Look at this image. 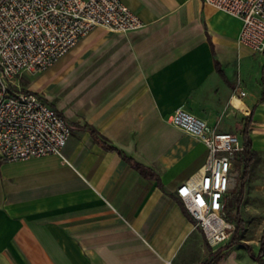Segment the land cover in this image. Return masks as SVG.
Segmentation results:
<instances>
[{"label":"crops","instance_id":"1","mask_svg":"<svg viewBox=\"0 0 264 264\" xmlns=\"http://www.w3.org/2000/svg\"><path fill=\"white\" fill-rule=\"evenodd\" d=\"M121 1L143 29L97 28L53 67L27 75L72 136L63 157L0 159V264H260L263 54L239 45V19L202 0ZM179 108L243 146L247 131L255 159L237 206L240 161L229 201L243 222L233 244L232 235L210 249L176 197L206 156L170 123Z\"/></svg>","mask_w":264,"mask_h":264},{"label":"built area","instance_id":"2","mask_svg":"<svg viewBox=\"0 0 264 264\" xmlns=\"http://www.w3.org/2000/svg\"><path fill=\"white\" fill-rule=\"evenodd\" d=\"M202 2L242 22L240 46L264 52V0ZM144 27L121 0H0V159L63 157L72 136L65 116L25 87L24 77L53 67L97 28L127 34ZM170 123L205 147L203 164L176 197L206 245L217 249L236 229L228 206L238 190L244 146L236 135L219 133L182 108Z\"/></svg>","mask_w":264,"mask_h":264},{"label":"trees","instance_id":"3","mask_svg":"<svg viewBox=\"0 0 264 264\" xmlns=\"http://www.w3.org/2000/svg\"><path fill=\"white\" fill-rule=\"evenodd\" d=\"M262 54L264 56V52ZM93 134L95 136V139L98 140V136H97L96 131L93 130ZM244 139H245L244 152H243V154L241 156V163L243 164L242 187H241V190H240L239 197L236 200L237 206L241 202V199H242V196H243V185L246 182V180L248 179L250 166L253 164L254 159H255V154L251 150V144H250V141L248 139L246 130L244 131ZM104 147L106 149L110 150V151H117V149H115V148H113L111 146H108V145H104ZM124 159L127 162H129L141 174L147 176L146 169L142 165L134 162L132 159H129V158L125 157V156H124ZM235 219H236V229H235V231L233 233V237H232L231 242H230L232 244L235 243L236 240L238 239L239 232L241 231V229L243 227V222H242V220L239 218V216L237 214L235 215ZM263 252H264V229H263L262 238H261V249H260V252H259V260H258L260 264H261L260 258L262 256ZM221 259H222V255H219V256H216L214 258V261L217 262V261H220Z\"/></svg>","mask_w":264,"mask_h":264},{"label":"rangeland","instance_id":"4","mask_svg":"<svg viewBox=\"0 0 264 264\" xmlns=\"http://www.w3.org/2000/svg\"><path fill=\"white\" fill-rule=\"evenodd\" d=\"M33 79H34V76L29 77V78L26 76L23 78L22 83L25 87H30L33 83ZM31 89L33 90L34 88L31 87ZM229 215H230V219L235 222L236 219H235L234 213L230 211Z\"/></svg>","mask_w":264,"mask_h":264}]
</instances>
